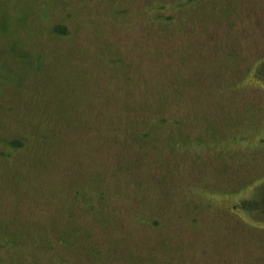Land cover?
Wrapping results in <instances>:
<instances>
[{"label":"rangeland","instance_id":"1","mask_svg":"<svg viewBox=\"0 0 264 264\" xmlns=\"http://www.w3.org/2000/svg\"><path fill=\"white\" fill-rule=\"evenodd\" d=\"M172 1L0 0V264H264V0Z\"/></svg>","mask_w":264,"mask_h":264},{"label":"trees","instance_id":"2","mask_svg":"<svg viewBox=\"0 0 264 264\" xmlns=\"http://www.w3.org/2000/svg\"><path fill=\"white\" fill-rule=\"evenodd\" d=\"M232 1H234L237 4L236 8L238 9V11H240L241 3L242 4L246 3L247 0H232ZM157 2L159 3V1H157ZM158 3H157L156 9L159 12L162 10L169 9V6H170V9L173 10L174 12H178L180 9H184V10H189V13L195 14V13H198L199 11L204 10V9H208L209 5H212V4L215 5L216 1H214V0H173L172 2H170L169 4H166V5H162V4H158ZM227 5H230V4L227 3ZM259 5L261 6V4H259ZM247 6H248V8H247ZM247 6L244 7L247 16L251 15L252 17H254L253 3L247 4ZM231 7H232V4L229 8H226V10L231 9ZM260 9H261V7H260ZM169 19H170V17H168L165 20L168 21ZM153 20H154V22H159L160 24L167 23V21L162 20L160 15H157ZM51 34L56 35V36H66V34H67L66 28L57 26L51 30ZM247 77L249 80L252 81V83L255 85V87L260 88L261 90L264 89V55L261 59L257 60V62L254 63V65H252L248 69ZM162 100H163V104L168 103L166 97L162 98ZM160 121H164V119L162 120V118H160V116H158L154 119V122L158 123ZM8 146L12 149H21L22 148L21 143L18 141H10L8 143ZM98 200L101 201V197H99ZM234 209L236 211L240 210V211H242L246 214H249V215L256 214V217L260 221L259 223L264 224V208H261V206L259 204L256 203V205H255L254 203H252L251 200L250 201H244V202L237 204V208H236V206H234Z\"/></svg>","mask_w":264,"mask_h":264}]
</instances>
